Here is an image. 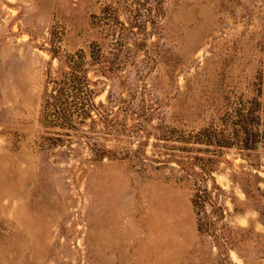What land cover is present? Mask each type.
<instances>
[{
    "label": "rangeland",
    "instance_id": "obj_1",
    "mask_svg": "<svg viewBox=\"0 0 264 264\" xmlns=\"http://www.w3.org/2000/svg\"><path fill=\"white\" fill-rule=\"evenodd\" d=\"M139 1L0 0V264H264V0H162L133 65H86L96 105L113 90L136 108L112 130L92 111L94 147L44 116L49 71L95 43L108 54L102 12ZM203 128L232 142L220 157ZM194 156L214 178L200 221Z\"/></svg>",
    "mask_w": 264,
    "mask_h": 264
},
{
    "label": "trees",
    "instance_id": "obj_2",
    "mask_svg": "<svg viewBox=\"0 0 264 264\" xmlns=\"http://www.w3.org/2000/svg\"><path fill=\"white\" fill-rule=\"evenodd\" d=\"M153 2V4H149L147 1L143 0L133 3L138 5V7L132 6L130 9L124 11L126 16L124 20L120 19L119 6L116 9L111 5L105 8L101 15V23L103 27H105L104 30L107 32L106 37L110 39V50L108 54L103 53L102 47L98 43H95L92 48L90 47L88 55L86 52L82 51L83 54L79 57L71 55H64L63 58L61 57L59 60V73L52 77L49 71L48 79L53 90L51 95L48 96V99L44 101V110L46 109L44 116L46 115L47 118H52L54 123L60 125V127L73 130L78 136L82 138L85 137L89 145L94 147L97 143H95L96 140L92 136L93 131H86L80 128L87 119H90L93 123L96 122V118L91 113L92 111L97 112V119L104 124L105 130H112V128L116 126L115 122L120 112H124L125 120L133 116V114H136V108L134 106L125 107V105H119L120 101H116L117 98L114 96L113 90L109 91L106 103L100 102L96 105L94 102L96 92L94 88L91 87V84L93 85L95 83L88 78V69L86 65L90 63V65L93 64V66H97L98 72L107 78H114L115 72H118L122 67L128 64L133 65L134 51L132 49L133 46L137 44L133 39L136 34L134 29H146L147 24L150 22L152 28L155 30L158 28L160 17L164 15L162 0H153ZM63 95H67L73 100L72 102L79 105L75 109L63 107V99L60 98ZM115 101L118 108L117 111L113 110L114 105L112 104ZM146 114L147 113H144V119L148 117ZM139 118L140 117H136V120L134 119L136 125L137 119ZM243 118L245 119L244 115ZM124 127H126V124ZM201 135L205 137L204 140H200L202 138L200 137ZM195 136H198L196 138V143L205 141L204 144H206V146L214 148L211 153L217 158L222 155V148L230 147L232 143L230 141L221 140L214 128L209 131L207 128H203L198 131ZM94 151H96V154H98L100 158H103L106 153L103 147H97ZM197 159V156L191 157L183 164L186 174L194 180L193 184L195 188L192 196V204L194 208H198V212L196 211V213L200 221L199 215L201 213V208L204 207L206 203L212 206L215 205L212 193L206 185L207 176L211 179L214 178L211 175V169L202 162H197ZM196 166L200 169H196ZM215 186L219 188L216 183Z\"/></svg>",
    "mask_w": 264,
    "mask_h": 264
}]
</instances>
